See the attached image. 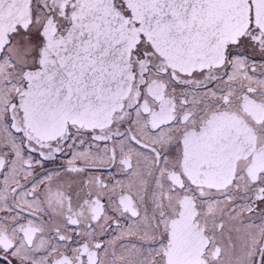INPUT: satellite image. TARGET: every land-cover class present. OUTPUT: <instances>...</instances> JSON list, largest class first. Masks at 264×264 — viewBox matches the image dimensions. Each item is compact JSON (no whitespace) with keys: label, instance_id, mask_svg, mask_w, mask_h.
Segmentation results:
<instances>
[{"label":"snow or ice","instance_id":"6c2138e0","mask_svg":"<svg viewBox=\"0 0 264 264\" xmlns=\"http://www.w3.org/2000/svg\"><path fill=\"white\" fill-rule=\"evenodd\" d=\"M0 264H264V0H0Z\"/></svg>","mask_w":264,"mask_h":264}]
</instances>
